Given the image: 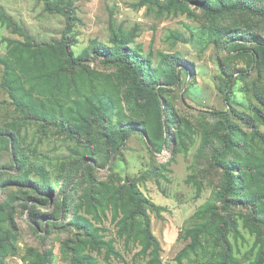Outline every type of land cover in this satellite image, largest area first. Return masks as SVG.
Masks as SVG:
<instances>
[{"label":"rangeland","instance_id":"obj_1","mask_svg":"<svg viewBox=\"0 0 264 264\" xmlns=\"http://www.w3.org/2000/svg\"><path fill=\"white\" fill-rule=\"evenodd\" d=\"M217 2L0 0L4 264H264V17ZM133 65L176 69L159 111L132 106ZM95 95L112 111L82 118Z\"/></svg>","mask_w":264,"mask_h":264},{"label":"trees","instance_id":"obj_2","mask_svg":"<svg viewBox=\"0 0 264 264\" xmlns=\"http://www.w3.org/2000/svg\"><path fill=\"white\" fill-rule=\"evenodd\" d=\"M174 2H181L183 0H173ZM195 1V0H193ZM47 7H51V5L47 2ZM209 12V16H213L217 13H221L227 10H240L248 13L249 15L260 16L264 17V8H261L259 5L255 4L253 0H218L217 4L214 6L212 4V8L207 9ZM258 45L264 49V43H258ZM65 49V48H64ZM66 50V49H65ZM85 54V53H84ZM128 56L125 54L118 53L116 62L121 64H127ZM0 64L3 67V84L6 90L11 94L16 89L14 88V84L16 83V77L13 72L12 65L7 58H0ZM139 66L133 65L131 73L134 75L130 79V83L134 86L133 94L131 95L132 106L134 107L137 112L143 110H149L154 105H156V109L159 111V106L156 102V97L158 93H165L171 91V88L177 84L179 76L176 72L175 68L169 69V72H163V76L160 80L161 86L156 83L148 82L144 83V85L140 86L137 82V75H139ZM15 78V81H14ZM140 83V82H139ZM228 87V85H227ZM112 111V104L111 101L107 100L106 98L101 97L100 95H95L93 99L90 100L89 108L87 110H83V112L79 113L82 118H91L96 119L99 115L104 116L108 115L109 112ZM160 119L158 117L155 120L154 129L159 131ZM130 132V128L128 130H112L108 134L107 137V144L111 145V147L115 148L118 147L123 140H125ZM160 132V131H159ZM160 137L154 136V144L157 145L159 143ZM230 146L229 143L226 144ZM224 186L221 190L216 193V200L221 203L222 205H227V196L234 194L236 189L234 188L233 183L236 179L231 178L230 173L226 174ZM130 203L133 205V209L130 213L132 215H142L139 202L141 200L131 195L129 198ZM259 220L264 224V217H260ZM8 247V236L5 232L0 229V264L3 263L4 258V251ZM43 258V256H42ZM85 261L87 264H92L89 257H85ZM155 263V262H153ZM38 264V263H37ZM150 264V263H148Z\"/></svg>","mask_w":264,"mask_h":264}]
</instances>
